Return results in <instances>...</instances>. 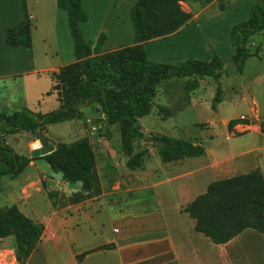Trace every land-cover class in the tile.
<instances>
[{
	"label": "rangeland",
	"instance_id": "374dc122",
	"mask_svg": "<svg viewBox=\"0 0 264 264\" xmlns=\"http://www.w3.org/2000/svg\"><path fill=\"white\" fill-rule=\"evenodd\" d=\"M254 2H181L192 13V20L166 38L177 37L162 38L166 40L160 41L163 46L156 48L157 55L169 63L189 57L210 60L219 55L226 64L219 81L202 76L173 77L160 83L151 112L136 120L145 132L135 141V151H145L142 168L127 167L119 127L106 119L75 118L52 123L41 131L54 145L89 137L97 155L101 193L72 203L70 196L78 190H70L65 180L52 184L36 162L34 168L26 166L0 186V206L17 204L26 215L44 224L43 237L24 264H264V233L247 229L237 236L232 249L230 241L214 245L195 229V221L186 211L215 180L258 168L264 173V30L247 43L251 55L242 72L235 70L232 58L236 47L230 38L232 25L249 17ZM59 32L61 49L50 51L57 66L76 60L66 34ZM36 43L39 46V36ZM49 82L42 74V85L47 87ZM219 86L223 100L215 109L212 104ZM23 90L20 78L0 80V104L12 92L11 100L19 105ZM44 96L40 104L35 102L36 95L29 96L28 107L38 113L60 107L57 90ZM231 120L238 124L230 130ZM107 129L109 138L102 135ZM36 134L24 130L6 139L19 154L32 158L34 141H41ZM162 134L200 143L206 153L163 161L153 140ZM14 245V236L0 239V249H5L0 253L1 264H20Z\"/></svg>",
	"mask_w": 264,
	"mask_h": 264
},
{
	"label": "trees",
	"instance_id": "16d2710c",
	"mask_svg": "<svg viewBox=\"0 0 264 264\" xmlns=\"http://www.w3.org/2000/svg\"><path fill=\"white\" fill-rule=\"evenodd\" d=\"M184 0H138L131 9L135 30V43L113 51L103 52L107 39L101 33L97 43L84 35L82 24L88 21L83 0H58V6L67 14L74 40L76 60L53 72L60 107L48 113H38L23 108L11 114L0 112V134L7 136L20 131L37 133L43 145L50 144L42 130L52 123L82 118L80 107L94 101L103 106L104 119L118 125L121 133V149L127 157L130 169L144 166L145 151H135V141L143 138L145 132L136 125L138 117L148 115L152 100L160 83L173 77L212 76L219 81L226 59L215 55L210 60L189 57L177 62H164L148 56L146 44L166 38L190 23L192 13L186 11ZM209 4L215 0H194ZM221 1V0H219ZM225 9L224 3L220 6ZM264 30V0H255L249 17L234 23L230 38L236 47L232 58L235 70L242 72L251 53L247 49L250 38ZM6 41L13 47L32 48V20L24 4L23 19L7 30ZM199 86L198 81L195 88ZM223 100V89L218 87L212 107ZM238 124L230 121V130ZM102 135L110 137L107 129ZM159 145L163 161L183 157H199L205 154V147L184 138L166 134L153 136ZM55 150L44 156L52 168L64 172V180L82 181V189L74 192L71 202L77 203L101 193V181L97 169V155L89 137L74 142H60ZM35 157L19 154L11 145L0 143V175L14 172L20 174ZM195 221V229L215 244H225L247 229L264 233V175L258 168L249 173L218 179L209 184L207 190L198 195L186 208ZM44 224L26 215L17 204L0 206V238L14 236L15 256L20 264L27 261L40 243Z\"/></svg>",
	"mask_w": 264,
	"mask_h": 264
},
{
	"label": "crops",
	"instance_id": "0c3cea01",
	"mask_svg": "<svg viewBox=\"0 0 264 264\" xmlns=\"http://www.w3.org/2000/svg\"><path fill=\"white\" fill-rule=\"evenodd\" d=\"M137 1L138 0H83V5L89 14L88 21L82 24L84 35L89 41L93 42V46H95L101 33L105 32L107 34V39L102 47L103 52L113 51L134 44L135 30L131 18V9ZM24 4L32 20L31 49L13 47L8 45L6 41L9 26L20 22L24 17ZM68 25L67 14L64 10L59 8L58 0H0V80L11 79L12 81H16L20 78L23 81L24 89L22 103L16 105L15 102L11 100V92L7 101L0 104V112L11 114L25 107L31 109V107H28L29 96L36 95L35 102L40 104V97H42V100L46 98L44 95L49 97L54 94V91H52L54 85L52 74L59 70L60 67L64 66V64L59 66L53 65L50 51L61 49L62 42L60 41L59 31L66 34L65 40L67 45L69 46L71 43V46L74 48L73 37L71 38L72 40L69 39L67 33L70 28ZM37 32H39V34ZM37 36H39L40 40L39 46L36 45L38 44L36 43ZM177 36L178 35L172 37ZM166 39L157 42H153V40L146 44L148 56L150 57L151 53L153 54L151 55L153 57L150 58H159L164 61L161 54L157 55L156 51L158 50L156 48L162 47L163 43L160 41ZM42 74L49 77L50 82L49 85L47 83V87L43 86L41 83ZM259 132L263 133L260 130ZM0 138H2V136H0ZM232 157L238 156L233 155ZM34 165L35 161L31 160L26 166L34 168ZM236 238L237 237L230 241V249H232ZM3 251H5V249H0V252Z\"/></svg>",
	"mask_w": 264,
	"mask_h": 264
},
{
	"label": "water",
	"instance_id": "95a60500",
	"mask_svg": "<svg viewBox=\"0 0 264 264\" xmlns=\"http://www.w3.org/2000/svg\"><path fill=\"white\" fill-rule=\"evenodd\" d=\"M80 109L84 112V116L83 118H102L104 116V112H103V106L101 103H98L96 101H94L92 104L89 105H84L82 107H80ZM99 124L96 125V127H98ZM106 128H104L103 130H105ZM102 129H99V133L103 132ZM1 144L3 145H7V140H6V136L1 135ZM35 143H33L32 148H33V157L36 158L35 162L36 164H38L40 166V168L45 171L47 173V176L49 177V181L52 184H56V180H64V172L56 169V168H52L50 166V164L46 161V159L44 158L45 155L53 152L55 150V145L54 144H48V145H43L42 143H40V140H36L34 141ZM14 176V172H10V173H6V174H2L0 175V186H5L6 182L8 179L12 178ZM68 188L70 190H81L82 189V181H68Z\"/></svg>",
	"mask_w": 264,
	"mask_h": 264
},
{
	"label": "built area",
	"instance_id": "2783aa9c",
	"mask_svg": "<svg viewBox=\"0 0 264 264\" xmlns=\"http://www.w3.org/2000/svg\"><path fill=\"white\" fill-rule=\"evenodd\" d=\"M1 253V252H0ZM0 264H1V257H0Z\"/></svg>",
	"mask_w": 264,
	"mask_h": 264
},
{
	"label": "flooded vegetation",
	"instance_id": "af4514ba",
	"mask_svg": "<svg viewBox=\"0 0 264 264\" xmlns=\"http://www.w3.org/2000/svg\"><path fill=\"white\" fill-rule=\"evenodd\" d=\"M1 139V138H0ZM0 142H1V140H0Z\"/></svg>",
	"mask_w": 264,
	"mask_h": 264
}]
</instances>
